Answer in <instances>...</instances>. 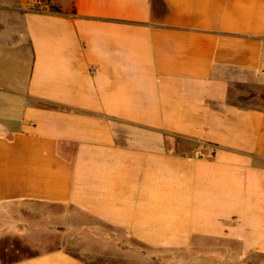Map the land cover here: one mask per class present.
Wrapping results in <instances>:
<instances>
[{"label": "crops", "instance_id": "obj_1", "mask_svg": "<svg viewBox=\"0 0 264 264\" xmlns=\"http://www.w3.org/2000/svg\"><path fill=\"white\" fill-rule=\"evenodd\" d=\"M60 223L115 263L264 258V0H0V264H89L17 256Z\"/></svg>", "mask_w": 264, "mask_h": 264}, {"label": "rangeland", "instance_id": "obj_2", "mask_svg": "<svg viewBox=\"0 0 264 264\" xmlns=\"http://www.w3.org/2000/svg\"><path fill=\"white\" fill-rule=\"evenodd\" d=\"M34 1V0H33ZM45 1V0H44ZM44 211L47 213L50 212H55L59 213L58 215H62V213L66 212V209L64 208H59V207H48L44 208ZM56 227L53 225V228ZM84 233L80 231H75L72 229L66 228L63 224L58 225V232H53V233H44L43 234V241L44 243H47V245H43L40 248H36L34 246H30L29 244L26 245L22 242H15L16 247L18 249V257H24V256H29L34 252H40V251H47L50 249H55V248H63L73 255H76L78 257H83V259L89 263V264H129L126 262L120 263L117 262L115 263L113 260H103V259H98L95 258L94 256L88 255V253L85 252L86 249H91L93 248L91 246H82L83 237ZM88 236V234H86ZM123 253L126 254L130 250V248L122 247ZM134 249L138 253H146L143 248H135ZM126 252V253H125ZM142 264V263H140ZM246 264H264V258H255L253 257L251 259V262L246 263Z\"/></svg>", "mask_w": 264, "mask_h": 264}, {"label": "trees", "instance_id": "obj_3", "mask_svg": "<svg viewBox=\"0 0 264 264\" xmlns=\"http://www.w3.org/2000/svg\"><path fill=\"white\" fill-rule=\"evenodd\" d=\"M46 1V3H48L49 2V0H45Z\"/></svg>", "mask_w": 264, "mask_h": 264}]
</instances>
